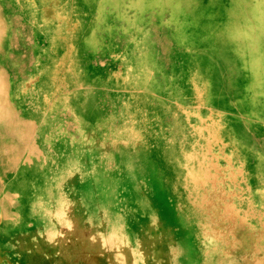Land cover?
<instances>
[{
	"label": "rangeland",
	"instance_id": "rangeland-1",
	"mask_svg": "<svg viewBox=\"0 0 264 264\" xmlns=\"http://www.w3.org/2000/svg\"><path fill=\"white\" fill-rule=\"evenodd\" d=\"M9 1L19 39L10 53L21 66L12 98L37 108L34 140L46 152L12 178L50 186L26 188L19 205L8 204L13 224L0 219V264L24 259L6 253L20 248L6 250L9 227L49 234L82 221L97 233L105 214L126 231L175 227L186 264H264V124L244 112L250 95L236 81L220 95L228 114L195 102L205 80L185 68L196 52L176 44L183 26L170 8Z\"/></svg>",
	"mask_w": 264,
	"mask_h": 264
},
{
	"label": "bare ground",
	"instance_id": "bare-ground-1",
	"mask_svg": "<svg viewBox=\"0 0 264 264\" xmlns=\"http://www.w3.org/2000/svg\"><path fill=\"white\" fill-rule=\"evenodd\" d=\"M123 1L127 2L113 0L112 6L117 7L114 4ZM134 1L143 8L159 5L170 8L173 22L183 26L176 44L187 45L196 52L191 61L185 62V68L205 80L194 88L200 91L193 93L199 94L195 98L197 104L222 105L228 114L230 106L220 95L227 89L233 90L232 83L236 81L250 95L248 105L242 104L244 112L264 124V103L257 106L254 102L256 94L264 96V0ZM10 5L11 1L0 0V219L9 225L13 223L8 204L15 200L19 205V191L31 187L41 191L45 184L50 186L48 180L37 184L12 178L18 165H23V174H28L26 166L32 167L46 152L34 140L39 119L37 108L26 105L22 98H12L20 89L21 66L12 60L10 53L19 40L10 34L14 20L7 13ZM188 23L194 24L195 29L187 31ZM241 102V98H236L237 112ZM204 150L200 146V153ZM52 185L55 180H51ZM109 216L105 214L98 221L101 232L97 233L82 221L75 226L56 228L49 234L16 230L13 233L14 229L9 227L3 238L6 250L11 246L20 248L6 253H17L24 258L14 259V264H186L182 257L186 239L174 232L175 227L161 236L143 232L137 224L126 231L123 221ZM164 223L169 222L164 220Z\"/></svg>",
	"mask_w": 264,
	"mask_h": 264
}]
</instances>
